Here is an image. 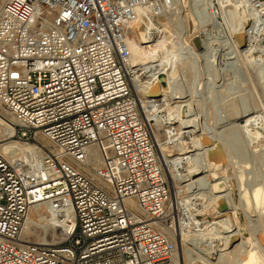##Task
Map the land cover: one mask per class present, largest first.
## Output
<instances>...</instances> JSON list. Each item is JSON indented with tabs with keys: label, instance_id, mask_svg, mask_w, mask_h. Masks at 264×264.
I'll list each match as a JSON object with an SVG mask.
<instances>
[{
	"label": "built area",
	"instance_id": "2783aa9c",
	"mask_svg": "<svg viewBox=\"0 0 264 264\" xmlns=\"http://www.w3.org/2000/svg\"><path fill=\"white\" fill-rule=\"evenodd\" d=\"M210 4V17L202 5L193 8L198 22H223L226 10L249 4V28L254 20L264 23V0ZM179 6V0L4 2L0 121L12 134L0 145L17 141L38 152L8 155L0 147V264H181L177 229L190 235L197 216L173 205L132 89L138 72L130 67V39L142 16L176 15ZM159 100L145 102L157 108ZM34 206L75 222L62 245L22 243Z\"/></svg>",
	"mask_w": 264,
	"mask_h": 264
},
{
	"label": "bare ground",
	"instance_id": "6f19581e",
	"mask_svg": "<svg viewBox=\"0 0 264 264\" xmlns=\"http://www.w3.org/2000/svg\"><path fill=\"white\" fill-rule=\"evenodd\" d=\"M191 1L194 3L193 5L194 7L199 6V4L202 5V8L204 10L203 14L206 17L209 16L208 10L206 11L205 9L209 8V6L211 5L210 4L211 0H191ZM241 2L243 3V0H241ZM204 4H206V6H204ZM242 5L244 6V8L245 7L249 8V4H242ZM240 9L241 7L239 8L238 6V8L230 10L229 14L234 13V15L232 14V16L237 17V14L238 15L240 14ZM248 12L250 16V10ZM146 14H148V12H146L145 15L142 16V18L138 21L137 26L135 27V31L133 33L135 43L134 45H132V47H131L132 41L130 39V51H131L130 67L132 69L134 68L133 70L134 71L137 70L136 72H138V75H135L133 78H131V84L134 93L138 95L139 98L141 99V107L143 106V110H144L143 112V110L141 109L142 115L144 116L146 121L150 122L149 124L151 128H152V121L155 122V125L153 126L152 129V131H154L153 133L154 141L156 142L158 153L165 165L166 173L169 176L170 180L173 181L175 180L176 182L175 184H177V182H180V184L187 183L184 186H182L181 189H187L189 191V194H191V196L193 197V199L191 198L192 200L196 201V199L197 200L209 199L210 201H212L210 205L211 204L216 205L218 208L220 200L225 198L228 201L229 203L228 205H230V208H233V204L231 201L232 193H229L227 189L228 184L225 181L221 180L223 179L222 177L220 178L218 176V171L223 169L227 161H229L228 163L232 162V156L230 154L231 151L229 152L230 149L227 145L228 140L227 139H226L227 141L225 140L226 137L225 133L216 131V128L206 129V127H204L205 125L202 126L201 124H199L197 120L198 117H196V114L194 113L193 110L189 109L188 107L189 105L182 104L188 101V100L186 101V99L189 98V94H186V92L182 90L183 84H181L179 80V71H178V67L176 66L177 64L173 65V62H171L172 59H170V55H171L170 51L172 48L171 47L172 44L170 42L171 40L165 35V30L160 29V27L157 25L156 22H153L152 25L149 24V26H147V24H145V22L142 21L146 16ZM180 20L183 28L178 29V31L181 30L179 36L185 39V41L183 43H180V45L181 47L187 46L190 49V51L193 52V49L189 47V39L187 37L190 38V36H188L189 30L186 26V22L184 19H180ZM217 20L218 19L214 20L213 23H209L207 25L197 21L196 30H198L199 34L201 35L210 36L209 27L213 25H217L218 27H221L220 23L216 22ZM246 20L248 21V19H245L244 14L242 16L241 15L238 16L235 19V23H233L234 24L233 29H230V30H234V32L230 33L231 39L233 40V38H235V41L233 40L234 41L233 47L235 53L233 54H236L238 55V57L245 59V61H247V63L251 64L253 67L255 66V68L256 67L259 68L260 69L259 74L261 75L259 77L262 80H264V49L258 46V42L261 41L260 38L264 37V23L261 22L260 20L259 21L254 20L251 28L246 30L247 28ZM142 25L146 26L144 29L145 30L144 37L140 35V30H141L140 28H143ZM251 30L252 32L249 33ZM206 32H209V34H206ZM245 34L247 36V43H249V46H251V43L253 42H255L256 45L252 47H248L247 49H241L240 47H242V40ZM217 37L214 38L213 36V38L210 39L212 40L211 42H213V39L219 40L224 36L218 34ZM207 41L209 42L208 39ZM208 42L205 44L206 45L205 48L209 50V52L212 50L211 47L219 46L221 44L218 43L219 44L218 45L216 44L217 42L216 43L213 42L209 44ZM162 44L167 45L166 49L169 50V53L168 51L166 52L162 51V46H161ZM133 46L136 47V50H138V52L134 54L136 55V57L139 58L138 63L135 62L132 54ZM194 55L196 59L205 58L207 60L206 53L197 54L194 52ZM224 57L225 56H223L222 58L224 62L226 60H230V59H225ZM141 67L143 68V71H141ZM163 77L165 78V81L162 84L161 78ZM222 81L223 80L221 79L219 80L214 79L213 81L212 80L209 81V83L216 85L222 83ZM149 96H153V97L161 96L162 98L158 101L159 103H161L160 107L157 108L148 107L146 105L145 100H147V97ZM170 101H172V103H170ZM147 112L152 113L154 115H149ZM239 113H237L234 120L235 121L242 120L243 123L241 122L242 124L240 123L234 124V127L237 130H239L242 133V135L249 140V142L254 141V146L253 145L252 146L255 149H257V151H259V148L262 149L264 147V120L262 121L261 120L262 118H260V116H254V113L245 114L246 112H244L238 115ZM230 117L231 116L227 118L228 122L230 120L229 119ZM174 124H177V126H175V128H173L172 130H174L176 133L175 136L171 138V143L174 144L180 150V152L176 158L170 160L168 159L169 156L165 154V148H163L160 143L158 132L161 131L162 127L165 128L164 126H168V128H172ZM218 125L222 126L224 125V122L223 123L221 122ZM11 134L12 132L6 125L5 121L1 120L0 141L3 140L5 137H8V135L10 136ZM14 142L20 143L17 141H7L3 145H0V147L3 150V152H5L8 155L16 154L17 150L18 151L21 150L23 152L26 151L31 152L33 150H36L34 146H24L22 149H17L13 145ZM208 142H214L213 144L214 146L213 147L208 146L207 145ZM217 144H220L222 146V150H223L222 153H217L214 151L215 146ZM36 152H38V150H36ZM37 172H39L38 169ZM203 173H205L204 177L196 179V177H198L199 174H203ZM171 191H173L172 188ZM227 191L228 193H226ZM180 192L181 190L175 191L174 193L175 196L173 195L172 199L176 200ZM251 193H249V191L246 192L244 197L248 198V196H250L249 194H251V198L257 205V209H258L261 204H264V185L261 187L258 186L255 187ZM207 203H209V201ZM186 204L187 203L184 202V204L182 205L187 206ZM176 205H180V204L176 203ZM188 207L189 206H187V208ZM189 208L191 209L192 212H194V207L190 206ZM234 208L236 209V207ZM217 214L218 217L216 221L212 224L207 223L208 224V225L206 224L207 226L203 222H198L199 220L197 218H194L193 222L196 231H194L190 235L184 232L180 234L179 233L180 230L177 229L178 232L177 242H178V251H179L178 253L180 256L181 264H199V263L215 264L210 261L212 257H218L219 262L225 261V256L228 254L227 251L235 243V240L240 238V233L238 227L236 226V221L233 220L231 217L227 216L228 214H230V212L226 214H222L218 211ZM35 215H37L39 220H46L45 219L46 215H50L52 216V218H56V219L59 218L58 214L51 213V211H49L48 209L46 210L43 206H34L28 215L25 224L26 228L24 227L25 231H23L22 237L29 236L30 234H32L33 228H31V226L35 224L34 223ZM196 215H194V217ZM60 216L62 217V219L63 217L64 219L66 218L64 220V228H65L64 230H65V234H67L68 228H72L75 222L71 220L70 216L68 217L63 215ZM197 231L198 233H196ZM208 235L212 239H209L210 242L208 243L206 248L203 249L198 244H205L204 240L206 239L205 237H207ZM215 240L220 242L218 243L219 245L215 244L217 242ZM254 241H256V239H254ZM22 243L30 244V242L26 240H23ZM188 243L189 244L191 243V246L194 247V249H197L198 251H196L197 253L195 252L197 258H194L191 261L186 262L184 255H182V251L185 252V247ZM246 244H250V243L249 242L246 243L242 240L241 243L237 245V247L240 246L241 248H245ZM257 244L251 243V247H254V245L257 246ZM256 248L257 249L251 248V250L245 251L247 252L248 260L244 264H264V257L262 256L263 253L261 254L262 258L260 257V253H261L259 252L260 246H257ZM256 250H258V252H255ZM260 260H262L263 262ZM219 262L217 264H219Z\"/></svg>",
	"mask_w": 264,
	"mask_h": 264
},
{
	"label": "rangeland",
	"instance_id": "374dc122",
	"mask_svg": "<svg viewBox=\"0 0 264 264\" xmlns=\"http://www.w3.org/2000/svg\"><path fill=\"white\" fill-rule=\"evenodd\" d=\"M5 1L6 0H0V9ZM179 4L180 6L177 9L176 15H167L161 18H150L151 16L149 13L146 14V18H144L142 21H144L147 26H149V24L152 25L153 22H156L160 29L165 30V35L171 40L170 42L172 44V48L170 51V59H172L171 62H173V65L177 64L176 66L178 67L179 71V80L180 83L183 84L182 90L186 92V94H189V98L186 99V101H188L182 104L189 105V109L193 110L196 114V117H198L197 120L199 124L202 126L205 125L204 127H206V129L216 128V131L224 132L226 136H224L225 140H228L227 145L230 149L229 152L231 151L230 154L232 156V162L228 163L229 161H227L223 169L218 171V176L220 178L222 177L223 179L221 180L228 184L227 189L229 193H232L231 201L233 208H230V214L227 216L236 221L240 238L236 239L235 243L227 251L228 254L225 256V261L219 262L218 257H212L210 261L215 264L218 262L219 264H244L248 260L247 252L245 251H249L251 248L257 249L256 247L260 246V257L262 253V256L264 257V204H261L257 209V205L251 198L252 190L257 186L261 187L264 185V147L262 149L259 148V151H257V149L253 147L254 141L249 142V140L234 127V124L243 123L242 120H234L237 113L239 112H246L245 114L254 113V116H260V118H262L261 120H264V80L259 77L261 76L259 74L260 69L257 67L255 68V66L253 67L251 64L247 63L245 59L233 54L235 53L233 47L235 38H233V41L230 37V33L234 32V30L230 29H233V23H235V19L240 15L242 16L243 14L245 19H247L249 13L247 14L246 9L243 7L240 9V14H237V17L235 16V18L232 16L234 13L229 14V9L228 11H225L223 22L219 19L216 21L217 23H220L221 27L213 25L209 27L210 36L201 35L199 34L198 30H196V23L198 20L193 14V8H195L193 6L194 3L191 0H179ZM180 19H184L186 22V26L189 30L188 36H190V38L187 37L189 39V47L193 49V52H191L187 46L181 47L180 45V43L185 41L183 37L179 36L181 30L178 31V29L183 28ZM246 24V30H248L251 25V21L248 20ZM142 26L143 28H140V35L144 37V29L146 26ZM206 34H209V32H206ZM218 34H221L224 37L220 38L219 40L213 39V42H217L216 44H221H218L219 46L211 47L212 50L209 52V50L205 48V44L208 42L207 39L209 40V44L213 43L210 39H212L213 36L214 38L217 37ZM260 40L261 41L258 42V46L264 49V37L260 38ZM131 41L132 47V45L135 43L133 36L131 37ZM246 44H248V47L256 45V43L253 42L251 43V46H249V43H247V36L245 34L242 40V47L240 48L247 49L248 47ZM161 46L162 51H168L169 53V50L166 49V44H162ZM137 52L138 50H136V47L133 46L132 54L136 63L139 61V58L134 55ZM194 52L197 54L206 53L207 60L205 58L196 59ZM223 56H225V59L230 60H226L224 62L222 60ZM214 60L216 61L215 67L212 65ZM142 67L141 71H143ZM214 79H221L225 81L224 83L222 81V83L216 85L209 83V81H213ZM161 98L162 97L159 99ZM170 103H172V101H170ZM141 109L143 110V106ZM147 113L149 115H154L149 112ZM229 116L231 117L229 118L230 120L228 122L227 118ZM221 122H224V125L219 126L218 124ZM154 125L155 122L152 121V129ZM175 126H177V124H174L172 128L164 126L165 128L162 127L161 131L158 132L160 143L162 147L165 148V154L169 156L168 159L170 160L176 158L180 152V150L171 143V138L174 137L176 133L174 130H172L175 128ZM39 141L41 145H50V143L43 138H39ZM13 145L17 149H22L24 146H29L27 144L25 145L23 143L16 142H14ZM204 176L205 173L199 174L196 179ZM169 183L170 187L173 189V191H171L172 198L175 191L181 190L178 198H176V200L172 199L174 206L176 203L184 204L185 202L187 203V206L194 207V212L192 213L194 215L199 214L196 215L197 219L199 220L198 222H203L205 225L207 223L212 224L216 221L218 217V208L216 205H210L212 201L209 199H196V201L192 200L193 197L191 194H189V191L187 189H181V187L187 183L180 184V182H177V184H175V180L173 181L170 179ZM228 191L226 193H228ZM245 191H249V193H251L249 194L250 196H248V198L244 197L246 193ZM208 201L209 203H207ZM234 207H236V209ZM58 217L59 218H57V220L56 218H52L50 215H46V220H39L37 215H35V224L32 225L33 227L31 226V228H33L32 234L25 236L22 239L30 243L58 246L62 245V243L67 239V234H65L64 230V220L66 218L64 219L63 217L62 219L60 215ZM196 233H198V231ZM252 237L256 239V241H254ZM205 238V244H198L203 249H205L210 242L209 239H212L209 235ZM242 240L246 243L249 242L250 244H246L245 248H241L240 246L237 247V245L241 243ZM218 243L220 242L217 241L215 244ZM251 243L257 244V246L254 245V247H251ZM196 251L198 250L194 249V247L191 246V243L186 245V254L184 251H182V255H184L186 262L197 258L195 254ZM255 252H258V250Z\"/></svg>",
	"mask_w": 264,
	"mask_h": 264
},
{
	"label": "water",
	"instance_id": "95a60500",
	"mask_svg": "<svg viewBox=\"0 0 264 264\" xmlns=\"http://www.w3.org/2000/svg\"><path fill=\"white\" fill-rule=\"evenodd\" d=\"M164 81H165V78L164 77L161 78L162 84L164 83ZM160 97L161 96H157V97L149 96V97H147V99L148 100H150V99H157V98L159 99ZM213 144H214V142H208L207 143V145L210 146V147H213L214 146ZM214 151L217 152V153H222L223 152L222 146L220 144H217L215 146V150ZM218 211L220 213H222V214H226V213H228L230 211V207L228 205V201L225 198H223L222 200H220L219 207H218Z\"/></svg>",
	"mask_w": 264,
	"mask_h": 264
}]
</instances>
